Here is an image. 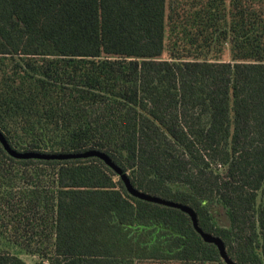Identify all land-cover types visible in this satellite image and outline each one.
Instances as JSON below:
<instances>
[{
    "label": "trees",
    "instance_id": "obj_1",
    "mask_svg": "<svg viewBox=\"0 0 264 264\" xmlns=\"http://www.w3.org/2000/svg\"><path fill=\"white\" fill-rule=\"evenodd\" d=\"M0 132L17 152H104L237 264H264V0H0ZM21 254L226 264L101 159L0 142V264Z\"/></svg>",
    "mask_w": 264,
    "mask_h": 264
},
{
    "label": "water",
    "instance_id": "obj_2",
    "mask_svg": "<svg viewBox=\"0 0 264 264\" xmlns=\"http://www.w3.org/2000/svg\"><path fill=\"white\" fill-rule=\"evenodd\" d=\"M0 142L5 148V150L14 158L21 159V160H29V159H38V160H59V161H66V160H81V159H90V158H99L106 163L112 170H114L123 180L127 191L134 197L159 204L164 205L176 209H180L186 214H188L193 222V226L195 230L200 234L202 239L206 243L214 244L217 246L220 255L226 264H237L228 254L226 246L223 240L213 234L207 233L199 226L198 216L196 212L187 205L180 204L174 201L165 200L163 198L153 196L147 194L145 192L139 191L136 189L127 174H124L123 170L118 167L113 160L104 152L99 150H87L85 152L80 153H57V154H48V153H39V152H17L13 150L10 145L8 144L7 140L5 139L4 135L0 132Z\"/></svg>",
    "mask_w": 264,
    "mask_h": 264
},
{
    "label": "rangeland",
    "instance_id": "obj_3",
    "mask_svg": "<svg viewBox=\"0 0 264 264\" xmlns=\"http://www.w3.org/2000/svg\"><path fill=\"white\" fill-rule=\"evenodd\" d=\"M225 59H229L228 56H226ZM21 258L25 260L28 264H37V262H39L40 260L38 257L26 254H21Z\"/></svg>",
    "mask_w": 264,
    "mask_h": 264
}]
</instances>
